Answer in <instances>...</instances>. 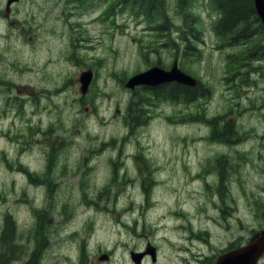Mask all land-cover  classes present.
I'll use <instances>...</instances> for the list:
<instances>
[{"label": "rangeland", "instance_id": "rangeland-1", "mask_svg": "<svg viewBox=\"0 0 264 264\" xmlns=\"http://www.w3.org/2000/svg\"><path fill=\"white\" fill-rule=\"evenodd\" d=\"M65 1L22 0L13 29L0 11V240L9 236L0 241L1 264H24L39 246L45 264L62 257L52 235L55 223L63 221L66 264L77 261L69 249L75 240L86 248L83 264H133L130 251L148 244L159 248L158 264H174L177 255L186 256L184 245H191L183 241L186 226L181 233L175 226L190 218L198 231L201 219L198 224L214 237L224 232L214 223L220 206L227 207L229 221H242L246 234L253 221L249 203L254 204L248 194L261 199L264 191V161L257 157L264 156V142L256 139L264 132V72L252 69L255 62L231 65L228 54L240 49L219 46L213 2L155 0L161 12L147 17L117 5L102 28L91 23L102 6L72 10V0ZM191 29L200 31L189 37L197 50L181 59L182 66L209 95L192 104L156 100L143 121L130 126V100L141 94L123 84L158 58L169 67L174 43ZM87 69L95 78L81 99L78 80ZM243 69L247 78L239 79ZM226 122L243 135L253 132L245 147L221 142ZM219 157L230 167L220 183L224 161L213 160ZM64 203L66 218L54 216L48 223L49 213ZM38 227L46 235L35 241ZM102 253L109 260L100 262Z\"/></svg>", "mask_w": 264, "mask_h": 264}, {"label": "flooded vegetation", "instance_id": "flooded-vegetation-1", "mask_svg": "<svg viewBox=\"0 0 264 264\" xmlns=\"http://www.w3.org/2000/svg\"><path fill=\"white\" fill-rule=\"evenodd\" d=\"M159 91V87H157ZM159 99V98H158ZM264 140V138H262ZM238 169L241 171L243 170V166L238 165ZM261 174L264 176V167L261 169ZM264 190V189H263ZM253 198V197H252ZM223 203V201H222ZM250 205V215L253 221L251 223L247 224L246 228V234L242 233L243 230V223L240 219H236L233 223L229 221V212L225 209L227 207L220 206V208H217V213L219 214L218 220L215 219L214 223L215 225L219 226L221 228V225L224 226L223 233H215L214 237H212V232L210 231L209 227L201 226L198 223H200L201 219L197 223L198 231L194 230V222L191 221V219H188V224L183 223L177 228V232L181 233L184 230V232L187 233V237L183 238V241L187 243L185 244V257H180L177 255L174 260V264H216L218 259L230 252L237 251L241 248H244L245 246H248L250 244H258L264 247V191L263 195L258 202V204L249 203ZM195 208H202V206L196 205L193 203ZM225 208V209H224ZM190 220V221H189ZM209 222H211V217L207 219ZM187 222V221H186ZM48 223H53L52 221ZM66 224L65 221L63 222H56L55 228L56 231L52 235V237L58 239L56 245H54V248L57 251H64L60 253L62 258L66 261V252H67V245H68V239L63 237L62 230L66 231ZM190 225L192 228L188 227ZM179 233H176L179 235ZM46 235V234H45ZM194 239H197L200 241L199 246H195V244L192 242ZM50 240V238H49ZM180 246L179 243L174 245V250ZM191 246H194L192 248ZM70 251L73 253L75 252L76 258L73 260H77L75 262H71L70 264H83V250L85 247L81 245V243H77V240L74 241V246L69 248ZM181 249V247H180ZM80 253L78 256L77 253ZM155 252L157 254L156 261L152 262V264H158L159 261V248H155ZM41 251H36L30 255V260L26 264H45L46 260L43 259L42 261H39V257H41ZM147 260H151L149 258V255H145L142 259V264H145ZM50 261V260H49ZM53 264V263H50ZM257 264H264V250L262 255L260 256Z\"/></svg>", "mask_w": 264, "mask_h": 264}, {"label": "water", "instance_id": "water-1", "mask_svg": "<svg viewBox=\"0 0 264 264\" xmlns=\"http://www.w3.org/2000/svg\"><path fill=\"white\" fill-rule=\"evenodd\" d=\"M256 2L258 13L261 15L264 23V1L256 0ZM90 80L91 73H85L82 75L81 81L83 83V91L86 90ZM170 81H177L191 86H195L197 84L195 79L184 74L177 68L176 65H174L170 71H165L159 68L158 72V69L156 68L144 74L137 75L128 82L127 87L134 88L139 84L155 85ZM259 252V248L254 245V247L246 248L240 252H235L222 258L219 264H255Z\"/></svg>", "mask_w": 264, "mask_h": 264}, {"label": "trees", "instance_id": "trees-1", "mask_svg": "<svg viewBox=\"0 0 264 264\" xmlns=\"http://www.w3.org/2000/svg\"><path fill=\"white\" fill-rule=\"evenodd\" d=\"M218 6L224 9V17L220 20L217 29L223 35L234 33L231 36V39L236 42L237 37L238 40L243 39L247 40V38H251L255 34L256 31H250L248 26H244L239 30L240 24L246 25L251 20V15L247 10L248 4L244 0H217ZM153 6L150 5L147 10L152 9ZM260 33V32H259ZM176 90L182 91V87L176 86ZM199 91H184L183 95L186 99H191L197 95ZM160 94V93H159Z\"/></svg>", "mask_w": 264, "mask_h": 264}]
</instances>
